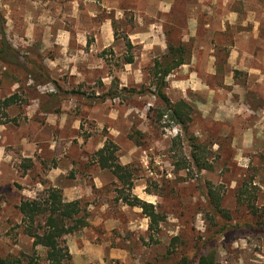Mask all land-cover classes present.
I'll use <instances>...</instances> for the list:
<instances>
[{"label": "rangeland", "instance_id": "obj_1", "mask_svg": "<svg viewBox=\"0 0 264 264\" xmlns=\"http://www.w3.org/2000/svg\"><path fill=\"white\" fill-rule=\"evenodd\" d=\"M247 1L264 39V0ZM207 4L0 0L6 41L18 55L16 63L0 60V100L17 96L0 104V257L47 263L45 248L23 232L16 206L53 186L80 196L86 220L62 237L72 264H197L206 251L218 264H264V43L232 65L230 54H212L209 73L207 55L191 54L183 40L190 15L206 18ZM163 35L166 43H185L187 64L195 56L162 89L192 107L185 129L161 115L164 102L155 95L152 66L162 51L143 52L138 43L142 36L162 43ZM127 53L132 63L124 62ZM193 68L214 93L179 85ZM124 83L135 91L120 92ZM107 140L130 170L127 183L97 163ZM198 143L210 169L194 166L191 145ZM209 186L222 211L214 210ZM124 197L153 204L164 216L157 229L149 230V218Z\"/></svg>", "mask_w": 264, "mask_h": 264}, {"label": "trees", "instance_id": "obj_2", "mask_svg": "<svg viewBox=\"0 0 264 264\" xmlns=\"http://www.w3.org/2000/svg\"><path fill=\"white\" fill-rule=\"evenodd\" d=\"M5 21L0 14V60L6 63H16L15 58L18 56L14 49L6 41L4 28ZM126 52L133 47V44L128 39L125 42ZM185 54H187L186 45L179 40L177 43L167 42V50L159 58L153 61L152 71L153 77L156 79L155 89L156 97L162 100V113L167 115L175 124L185 129L188 122L192 121V107L184 100L179 99L172 102L162 92L166 85V77L180 65L186 63ZM134 57L132 54H125L124 62L132 63ZM34 65V64H33ZM35 65L33 66V68ZM36 69V68H35ZM120 92H134L132 88L120 87ZM111 96H117L116 90L110 93ZM16 94H12L0 100V104L7 107L15 102ZM160 115V116H161ZM0 120V124H2ZM190 157L197 168L210 169L212 165L203 159L206 154V148L202 144H192ZM116 145L111 141H106L105 144L96 151L97 163L101 168L109 169L115 177L127 183L131 173L127 165H122L117 162L115 155ZM201 152V154H198ZM208 194L212 199V206L215 211H222L220 207V199L216 194V190L208 187ZM123 196H121L122 198ZM123 200L132 206L141 208L142 213L149 218L148 229L155 230L164 216L155 210L153 204L141 200L138 197ZM17 209L21 214V222L23 232L32 238L34 245H40L46 250V264H72L71 256L64 245L63 235L73 233L81 227L86 226L85 217L81 214L80 200L67 201L64 199L61 189L50 186L44 189L43 193L38 194L34 198H26L19 201ZM0 264H22L19 257H0ZM197 264H218L215 262L210 252H203L198 258Z\"/></svg>", "mask_w": 264, "mask_h": 264}, {"label": "crops", "instance_id": "obj_3", "mask_svg": "<svg viewBox=\"0 0 264 264\" xmlns=\"http://www.w3.org/2000/svg\"><path fill=\"white\" fill-rule=\"evenodd\" d=\"M257 2L259 1L257 0ZM241 4H244L243 10L246 13L244 18H240V14H242ZM245 6H249L247 0H208L207 5L201 6V15L206 18H201L202 20L197 18L196 12L195 15H190L187 22L188 31L185 33L183 40H190L192 44L191 54L207 55L208 61L205 66L209 73H215V58L212 54H221V52L230 54L228 63L232 65L231 61L233 58L240 54H247L249 57H252V54L258 51V46H262V43H264L261 34V21L258 19H250L249 7L246 9ZM162 37V43L150 41L149 39L145 40L144 36H142L141 40H138V43L142 44L143 52H150L159 48L162 53H165L167 50V43L164 35ZM130 42L133 44L132 40H130ZM193 59H195L194 55H192L190 63L182 64L178 68L192 64ZM76 73L80 74L78 72ZM171 74L172 73L169 75ZM185 74L186 75L179 81V85L182 87L187 88L191 86L193 90L196 88L201 91L214 93L209 84L201 79L196 69L193 68ZM169 75L167 77H169ZM228 80L229 78L226 77L225 83H227ZM120 87H126L125 83L121 84ZM219 89L222 90L223 88L221 89L220 87ZM62 193L64 199L67 201L76 200L80 197L77 195L69 196L64 189Z\"/></svg>", "mask_w": 264, "mask_h": 264}]
</instances>
